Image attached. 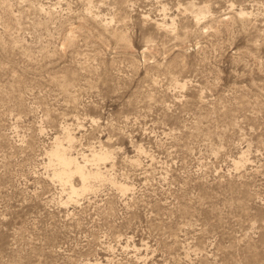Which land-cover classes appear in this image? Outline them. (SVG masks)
Listing matches in <instances>:
<instances>
[{
  "label": "rangeland",
  "instance_id": "374dc122",
  "mask_svg": "<svg viewBox=\"0 0 264 264\" xmlns=\"http://www.w3.org/2000/svg\"><path fill=\"white\" fill-rule=\"evenodd\" d=\"M0 264H264V0H0Z\"/></svg>",
  "mask_w": 264,
  "mask_h": 264
},
{
  "label": "bare ground",
  "instance_id": "6f19581e",
  "mask_svg": "<svg viewBox=\"0 0 264 264\" xmlns=\"http://www.w3.org/2000/svg\"><path fill=\"white\" fill-rule=\"evenodd\" d=\"M107 153L108 152L102 153V151H101V154L99 155V160L100 161L104 160L107 157V155L109 154V153L108 154ZM51 154H52L51 157L56 158V160L58 161V163H57L58 166L54 170V175L57 176L59 178V180L62 181L63 183H71V185H69V187L71 188L72 192L75 194L77 193V195H79L78 192L81 190V188L83 191H85V190H88V188H90L91 186H93V185H91V179H93V180L94 179L96 180L99 178L101 179L104 176V173L100 169H98L99 167H97V169H88L87 168V162L89 159V158H87L88 155L86 156L85 154H83L82 157H80L78 155H74L73 153L68 151V147L67 148L64 147L63 143H61V142L56 143V146L52 150ZM94 168H96V167H94ZM75 174H78L82 180V185H81L82 187L80 188V190L78 189L79 187L77 188L72 183L73 182L72 179L75 176ZM72 197H73V195H72Z\"/></svg>",
  "mask_w": 264,
  "mask_h": 264
}]
</instances>
